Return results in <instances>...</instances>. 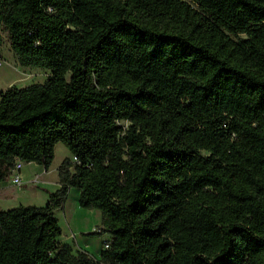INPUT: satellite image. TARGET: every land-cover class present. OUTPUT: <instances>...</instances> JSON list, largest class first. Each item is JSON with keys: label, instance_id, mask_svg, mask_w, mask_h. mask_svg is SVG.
I'll list each match as a JSON object with an SVG mask.
<instances>
[{"label": "trees", "instance_id": "16d2710c", "mask_svg": "<svg viewBox=\"0 0 264 264\" xmlns=\"http://www.w3.org/2000/svg\"><path fill=\"white\" fill-rule=\"evenodd\" d=\"M2 30L49 74L0 91V182L71 157L0 210V264H264V0H0ZM72 188L98 258L60 240Z\"/></svg>", "mask_w": 264, "mask_h": 264}, {"label": "rangeland", "instance_id": "374dc122", "mask_svg": "<svg viewBox=\"0 0 264 264\" xmlns=\"http://www.w3.org/2000/svg\"><path fill=\"white\" fill-rule=\"evenodd\" d=\"M1 50L2 55L0 56V89L7 87L9 81H13L12 84H15L18 87H23L31 83H45L49 71L38 67L20 66L10 49L7 33L4 30H2ZM65 157H71V154L64 144L58 142L55 145L54 158L49 167V171L45 173V177L49 180V183H51L52 180H54L57 176V167ZM36 166L37 165L26 164H24L23 166L24 169H27L31 173L30 175L32 177V181L27 183L26 187L24 183L20 186L13 183L10 176L7 178L6 182L0 183V210L13 208L18 205H45V202H42L40 199V194L44 192L39 190L42 193H38L37 191H35L37 190L36 186H38L37 181L38 179H40L39 174H35V176L38 175V179L34 180L35 176H33V171H36L37 173V171L40 169L39 166ZM36 168L37 170H34ZM53 183L54 181L51 183V185H48V187H50V189L52 190L54 189V186H52ZM38 187L42 189L43 186L39 185ZM76 191V189L71 190L69 195L70 202L74 200V196L77 193ZM84 211L89 212L87 209H84ZM78 216L79 215L76 216L75 220H77ZM57 217L59 220L58 223L62 228L64 234L68 235L69 230L63 214L58 212ZM89 218L91 219V222L88 228L90 227V225H101L100 221L94 218V216H90ZM80 223L83 226L82 220H80ZM88 228H84V230H81L82 234L77 233V239L79 240V243L83 245L82 247H85V249H87L90 254L97 255L98 243H102L108 240L109 234L106 232L93 234V231L88 230ZM69 243L74 247V251L77 250L78 246L73 242V240H70Z\"/></svg>", "mask_w": 264, "mask_h": 264}, {"label": "crops", "instance_id": "0c3cea01", "mask_svg": "<svg viewBox=\"0 0 264 264\" xmlns=\"http://www.w3.org/2000/svg\"><path fill=\"white\" fill-rule=\"evenodd\" d=\"M0 55H2V50L1 49H0ZM12 83H13V81H9L7 87H9L11 85H15V84H12ZM7 87H5L3 89H0V91L6 89ZM24 164H26V165H37V164H35L33 162L23 163L22 164V167H21V170H20V174H21L23 183L25 184V187H26V184L32 181V177L30 175L31 173L27 169H24V167H23ZM38 166L40 167L41 170L39 169L37 171V173H36V171H33V173H34L33 176H35V174H39V176H40L39 178L40 179H38V181H37L38 184L37 185L38 186L42 185L43 187L41 189L38 186H36L37 190H35V191H37L38 193H42L40 191L44 192V193L40 194L41 195L40 199H41L42 202H45V204H46L47 199H48V192H52V191L56 190L58 188V186H59L58 177L56 176L55 179L52 180V182L54 181V183L52 184V186H54V189L53 190L50 189V187H48V185H51L52 182L49 183V180L45 177V173L49 171V168L47 170H45L40 165H37L36 167H38ZM34 170H37V168L34 169ZM6 181H7V179L5 181L0 182V183L6 182ZM72 189H70L69 194H68V198H67L65 204L62 206V208H59V209L55 210V216L56 217H57V213L58 212L63 214V216H64V218L66 220L67 226H68V230H69V234L68 235L64 234V232L62 230V234L60 236V240L63 241V242H66V243H69L70 240H73V242L75 244H77V246L79 248V249L77 248V250H85V251H87V249H85V247H82L83 245L81 243H79V240L77 239V233H81L82 234L81 230H84V228H88V226H89V224L91 222V219L89 218L90 216H94V218H96L101 223V213L98 210H96V209H87L89 212H85L84 211L85 208H82V207H80L78 205L79 191L77 189H76L77 193L74 196V200L70 202L69 201V195H70V192H71ZM77 215H79V216L77 217V220H75ZM57 219H58V217H57ZM80 220L83 221V226L80 223ZM58 222H59V220H58ZM96 228L98 229V228H100V226L99 225H90L88 230L94 231V229H96ZM101 246H102V243H98L97 255L90 254L89 251H87V252L90 255L94 256L95 258H98Z\"/></svg>", "mask_w": 264, "mask_h": 264}, {"label": "built area", "instance_id": "2783aa9c", "mask_svg": "<svg viewBox=\"0 0 264 264\" xmlns=\"http://www.w3.org/2000/svg\"><path fill=\"white\" fill-rule=\"evenodd\" d=\"M22 162L18 161L14 168L12 169L11 171V174H10V178L12 180L13 183H15L16 185L20 186L21 184H23V180H22V177H21V174H20V170H21V167H22ZM38 179V175H36L34 177V180H37ZM99 228L97 229H94V231H98ZM102 246L103 248H108V241H104L102 242Z\"/></svg>", "mask_w": 264, "mask_h": 264}, {"label": "water", "instance_id": "95a60500", "mask_svg": "<svg viewBox=\"0 0 264 264\" xmlns=\"http://www.w3.org/2000/svg\"><path fill=\"white\" fill-rule=\"evenodd\" d=\"M1 56V55H0Z\"/></svg>", "mask_w": 264, "mask_h": 264}]
</instances>
